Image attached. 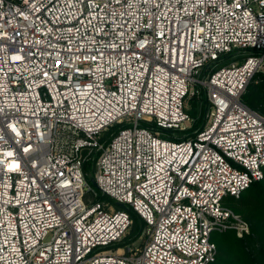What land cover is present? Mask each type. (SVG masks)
Listing matches in <instances>:
<instances>
[{
    "label": "built area",
    "instance_id": "1",
    "mask_svg": "<svg viewBox=\"0 0 264 264\" xmlns=\"http://www.w3.org/2000/svg\"><path fill=\"white\" fill-rule=\"evenodd\" d=\"M263 69L264 0H0V264H212Z\"/></svg>",
    "mask_w": 264,
    "mask_h": 264
},
{
    "label": "trees",
    "instance_id": "2",
    "mask_svg": "<svg viewBox=\"0 0 264 264\" xmlns=\"http://www.w3.org/2000/svg\"><path fill=\"white\" fill-rule=\"evenodd\" d=\"M242 100L252 109L264 113V70L256 72L251 78ZM223 204L249 222L251 233L242 237L237 235L235 229L213 233L218 254L212 264H264V179L253 181L238 198L225 197ZM132 216L135 232L128 236L130 240L137 238L141 226L140 217L136 213H132Z\"/></svg>",
    "mask_w": 264,
    "mask_h": 264
},
{
    "label": "rangeland",
    "instance_id": "3",
    "mask_svg": "<svg viewBox=\"0 0 264 264\" xmlns=\"http://www.w3.org/2000/svg\"><path fill=\"white\" fill-rule=\"evenodd\" d=\"M226 62H229V60L228 61H226ZM264 70V69H263ZM191 103H192V111H195V113H191L193 116H196L197 114H198V109L201 107V105H202V103H200V100L198 99V98H194V99H192L191 100ZM199 106V107H198ZM207 107H208V104L206 105ZM161 136L162 137H167V135H165V134H161ZM93 183V182H92ZM93 185L95 186V184L93 183ZM238 198V197H237ZM106 199V198H105ZM108 200V199H107ZM110 201H111V203L113 204V206L117 209V208H121V206H119L118 204H117V202L115 201V200H113V199H110ZM132 232H135V222H133V224L131 225V227H130V229H129V233H132ZM251 233V232H250ZM135 239H137V238H135ZM134 239V240H135ZM137 242H140V240L139 239H137L136 240V243ZM121 248H122V250L124 251V247H125V244H120L119 245Z\"/></svg>",
    "mask_w": 264,
    "mask_h": 264
},
{
    "label": "water",
    "instance_id": "4",
    "mask_svg": "<svg viewBox=\"0 0 264 264\" xmlns=\"http://www.w3.org/2000/svg\"><path fill=\"white\" fill-rule=\"evenodd\" d=\"M92 182L96 185V182H95V180L94 179H92Z\"/></svg>",
    "mask_w": 264,
    "mask_h": 264
}]
</instances>
